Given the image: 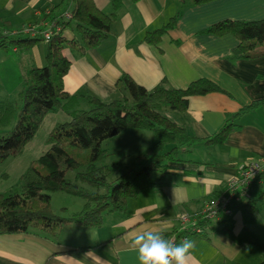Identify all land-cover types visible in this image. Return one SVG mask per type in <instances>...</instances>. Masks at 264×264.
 I'll return each instance as SVG.
<instances>
[{
  "label": "crops",
  "instance_id": "obj_1",
  "mask_svg": "<svg viewBox=\"0 0 264 264\" xmlns=\"http://www.w3.org/2000/svg\"><path fill=\"white\" fill-rule=\"evenodd\" d=\"M60 1L0 0V17L14 33L29 34V27L40 20L41 14ZM95 2L101 11L112 12L111 0ZM177 14L180 15L176 27L158 45L144 41L147 32L162 28ZM263 19L264 0H216L200 5L192 0H123L110 37L101 47L83 56L66 51L72 66L65 77V89L70 95L90 94L111 102L122 95L116 84L123 75H129L147 90L161 86L186 89L198 80H209L225 92L190 98L185 113L167 112L191 135L207 139L242 109L264 100V56L235 60L238 40L231 35L220 37L206 31L227 20ZM66 35L74 37L72 32ZM41 44L26 53L13 49V53L20 54L13 58L18 59V62L14 60L13 71L17 63L26 69L23 64L26 57L30 62L26 72L33 66L42 67L47 48L41 49ZM17 89L20 91L21 87ZM77 107L86 109L88 103L79 98ZM47 118L51 120L52 131L71 116L56 111ZM237 125L225 143L198 142L184 157L185 162L176 165L164 179L153 175L152 184L130 200L126 214L107 215L100 229L69 226L55 242L32 234L0 235V264H139L132 246L137 233L150 229L160 231L167 239L178 236L191 225L183 224V218L198 215L214 195L226 193L228 184L239 178L243 169L264 160V105L246 113ZM135 134L146 133L128 129L109 141L119 140L120 148L115 151L134 157L139 153L130 148L138 138L129 137V144L120 143V138ZM146 138L149 140L147 135ZM34 139L26 150H36ZM37 157L36 153L31 161ZM16 163L20 172L29 166L21 165L19 160ZM213 227L205 237H188L195 242V247L187 264L264 262V200L251 222L246 220L244 212L236 210ZM80 247L94 249L80 252Z\"/></svg>",
  "mask_w": 264,
  "mask_h": 264
},
{
  "label": "trees",
  "instance_id": "obj_2",
  "mask_svg": "<svg viewBox=\"0 0 264 264\" xmlns=\"http://www.w3.org/2000/svg\"><path fill=\"white\" fill-rule=\"evenodd\" d=\"M122 1L111 0L112 12L105 13L95 0H61L41 14L40 20L29 27V34L14 33L9 27L0 33V50L28 52L40 43L45 42L47 46L45 64L33 66L27 73L18 94L19 104L0 102V128L8 129L0 134V163L22 154L51 112L64 111L71 116L70 122L57 124L49 133L50 149L31 162L21 176V185L0 193V235L32 234L55 242L69 226L100 229L107 215L126 214L130 200L152 184L153 175L164 179L176 165L185 162L184 157L198 142L225 143L242 116L264 105V100L253 102L228 119L212 137L200 140L173 121L167 112L185 113L190 98L225 92L209 80H198L186 89L161 86L147 90L129 75H123L116 84L123 98L105 102L90 94L70 95L64 84L72 66L66 50L83 56L101 47L110 37ZM192 1L200 5L216 0ZM179 15L162 28L147 32L144 41L158 45L162 37L176 27ZM46 31L51 32L50 39L44 37ZM67 32H72L74 37H67ZM206 33L235 37L239 42L233 55L235 60L264 56V19L227 20L212 26ZM79 98L85 99L88 109L77 108ZM128 129L151 131L156 142L133 157L135 168L117 176L120 165L106 163L108 152L103 144ZM259 183L264 184V174L248 189L244 187L237 192L240 199L231 204L233 211L245 213L248 222L253 220L264 200V185ZM56 192L83 199L82 210L70 214L63 208L64 214H57L52 208V195ZM214 222L202 217L195 225L203 229L201 234L188 228L176 237H205L208 231L215 229L217 222ZM92 249L94 247H80L78 251Z\"/></svg>",
  "mask_w": 264,
  "mask_h": 264
},
{
  "label": "rangeland",
  "instance_id": "obj_3",
  "mask_svg": "<svg viewBox=\"0 0 264 264\" xmlns=\"http://www.w3.org/2000/svg\"><path fill=\"white\" fill-rule=\"evenodd\" d=\"M7 21H4L0 17V33L3 32L5 26H7ZM3 23L4 26L1 24ZM10 28V27H9ZM23 36L26 37L25 33H23ZM41 44V43H40ZM39 45V44H38ZM42 46L40 47L41 49L43 47L47 48L46 43H42ZM68 51V50H66ZM22 52V51H21ZM26 53V52H24ZM9 55V56H5ZM45 54L43 55L44 58ZM20 57V54H15L12 52L11 49L9 50H0V102H5L6 100L10 103H17L19 104L18 100V94H19V89L17 87H23L24 86V81L25 78L27 77L26 70L30 68L28 65L30 64L29 58H25L26 60L23 61V64L26 67L25 70H23L20 66L19 63L16 65V70L13 71L15 62L13 58ZM18 62V59L15 60ZM44 61V59H43ZM27 62V63H26ZM45 64V62H44ZM18 71V72H16ZM24 79V80H23ZM21 90V89H20ZM119 99L123 98L122 95L118 96ZM89 107V106H88ZM78 108V107H77ZM88 109V108H86ZM170 112V111H168ZM54 113V112H51ZM50 113V114H51ZM59 113V112H57ZM63 112H60L59 115H64L61 114ZM65 113V112H64ZM49 114V115H50ZM71 118L69 121H64V122H70ZM62 122V123H64ZM51 120L50 118L45 119L44 124L40 127L39 131L36 134V137L34 139V143L36 145V150L34 151L29 150L27 146L24 150V152L19 155L18 157L15 158H10L7 161L0 163V193H6L13 188H16L21 185V175L22 172H26L31 164L32 158H35V155L37 153V156L40 158L43 156L49 149L50 146L48 144V135L51 131ZM8 129L7 128H0V134L3 132H6ZM146 134L140 135V134H135V136H128V137H123L120 138V143H126L129 144L131 138L135 139L136 137L138 138V141L135 142L133 141L130 150L137 151L139 154L147 150L148 148L152 147L155 142H156V136L153 132L148 131V130H143ZM149 137V140L146 138ZM131 137V138H129ZM152 137V138H150ZM109 141V140H108ZM119 140H112V141H105L107 143L103 144L104 149L108 152L107 155V164H113L117 163L120 165L119 171L116 173V175H122L125 172H127L130 168H135L136 163L131 156H127L126 153H118L115 150H118L120 148L119 145ZM143 141V142H142ZM154 142V143H153ZM107 148V149H106ZM37 157V158H38ZM21 161L22 164H26L29 166L26 167L23 171H19L18 166L16 165L18 162ZM31 161V162H30ZM85 202L83 199L78 198V197H73L70 196L66 193L63 192H56L52 195V208L53 210L60 215H63V208H66L69 211L70 214H73L74 212H78L82 210Z\"/></svg>",
  "mask_w": 264,
  "mask_h": 264
},
{
  "label": "built area",
  "instance_id": "obj_4",
  "mask_svg": "<svg viewBox=\"0 0 264 264\" xmlns=\"http://www.w3.org/2000/svg\"><path fill=\"white\" fill-rule=\"evenodd\" d=\"M66 16L70 17V14H66ZM44 37L46 39H50L51 32L46 31L44 33ZM262 174H264V160L260 163L256 162V163H252L251 165L247 166V168L243 169L239 178L234 179L228 184L226 193L213 197L212 199L208 200L203 205V208L200 211V213L196 215L195 217L183 218L182 219L183 224L191 223L190 227L188 228H190L193 232L197 234H201L203 229L201 227L195 226L200 218L204 217L210 221L218 222V221H221L229 217L233 212L231 204L234 201H238L240 199V196L238 197L236 195L237 192H240V190L243 189L244 187L248 189V187L254 182V180L257 179ZM185 238L188 239V237L177 238L176 236H173L169 240H172L175 243H178L179 240L183 241Z\"/></svg>",
  "mask_w": 264,
  "mask_h": 264
},
{
  "label": "clouds",
  "instance_id": "obj_5",
  "mask_svg": "<svg viewBox=\"0 0 264 264\" xmlns=\"http://www.w3.org/2000/svg\"><path fill=\"white\" fill-rule=\"evenodd\" d=\"M132 246L139 264H187L195 242L185 238L175 243L160 231L146 229L135 235Z\"/></svg>",
  "mask_w": 264,
  "mask_h": 264
}]
</instances>
